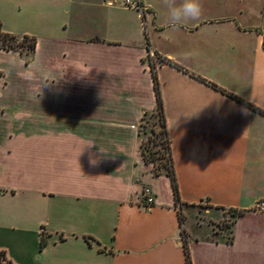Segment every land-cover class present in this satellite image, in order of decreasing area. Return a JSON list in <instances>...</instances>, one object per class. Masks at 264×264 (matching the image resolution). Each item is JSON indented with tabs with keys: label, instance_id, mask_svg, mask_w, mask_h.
Instances as JSON below:
<instances>
[{
	"label": "crops",
	"instance_id": "crops-1",
	"mask_svg": "<svg viewBox=\"0 0 264 264\" xmlns=\"http://www.w3.org/2000/svg\"><path fill=\"white\" fill-rule=\"evenodd\" d=\"M120 2L0 0L1 30L36 39L29 55L0 49V252L186 264L182 227L191 264H264L251 211L264 199V0H200V18L176 27L162 0L143 1L144 22ZM149 52L178 201L140 151L156 111Z\"/></svg>",
	"mask_w": 264,
	"mask_h": 264
},
{
	"label": "trees",
	"instance_id": "trees-1",
	"mask_svg": "<svg viewBox=\"0 0 264 264\" xmlns=\"http://www.w3.org/2000/svg\"><path fill=\"white\" fill-rule=\"evenodd\" d=\"M35 46H36V41L34 38H30L28 36H23L21 38L20 37L18 38L17 36H13V35H9L7 33H4L1 30V23H0V49H3V51L4 50H17L20 52L21 55H29L35 50ZM157 59L159 60V62H162V60H160L159 58H157ZM148 64L150 65L151 76H152L151 80H153V86H154L155 98H156V111L153 115H150V118H151V120L152 119L155 120L156 117L160 119V126H161L160 135H161V140H162L161 149L163 150V154H167V157L165 159L166 162L160 163V164L155 166L153 163L154 161H152V158L151 159L147 158L148 156L144 152V148H143L144 139L142 140L141 145H140L141 156H142V159H143L145 165H148L151 167V172L154 176H159L161 174H164L167 177H169L170 182H171L174 200L178 201V199H179L178 188H177V184H176V180H175L173 163H172V159H171L170 139L168 137L165 121L163 118V112L164 111H163V107H162L161 95L159 92V83H158L159 79H157V76H156V64L152 60ZM147 116L148 115H146L145 117H147ZM153 120H152V124L154 125L155 121H153ZM149 132L151 134L154 132V130L149 129ZM143 133H144V135L146 134V129H144ZM150 154L153 155L154 152H150ZM240 215H241L240 213L234 214V216H240ZM179 221H180L179 222L180 225H182L183 219H182L181 215L179 216ZM181 236L183 238V248H184V252H185V256H186V264H191L190 259H189V254H188L189 252H188L187 242H186V238H185L186 233H185L184 229H182V227H181ZM87 239H89V238H87ZM40 242L41 243H39V249L42 250L43 247L46 245V236L44 233H41ZM1 259L4 262L2 263L0 261V264H11V262L5 260V256H4L3 252H0V260Z\"/></svg>",
	"mask_w": 264,
	"mask_h": 264
},
{
	"label": "rangeland",
	"instance_id": "rangeland-1",
	"mask_svg": "<svg viewBox=\"0 0 264 264\" xmlns=\"http://www.w3.org/2000/svg\"><path fill=\"white\" fill-rule=\"evenodd\" d=\"M120 4L124 10L129 11V12H124V15L130 17V15H133V13H134L135 15L138 16V14L135 11H132V10L130 11L129 9H126L122 5V0H121ZM92 9L93 8H91V10ZM35 41H36V39H35ZM153 62H155L156 66H157V64L159 63V60L157 58H154ZM28 89H29V93H31V94L35 93V90L37 89L36 83L34 82L33 85L29 84ZM145 120L147 122H149L150 116L145 117ZM152 120L150 121L151 123L146 124L147 125V128H146V134L147 135L145 134L143 148H144L145 154L148 156L147 158H149V159L152 158V161H154L153 163L156 166L160 163L166 162L165 159L167 157V154H163V150L161 149L162 140H161V135H160V132H161L160 119L156 117L155 120H153V121H155L154 125L152 124ZM149 129L150 130L153 129L154 132L150 134ZM150 152H154V154L152 155V154H150ZM229 213H232V212H229ZM227 219H229V217H227ZM227 219L222 220L221 224H218V227H221V226L224 227V226L228 225V221L230 219L229 220H227ZM215 231H217V230L215 229Z\"/></svg>",
	"mask_w": 264,
	"mask_h": 264
},
{
	"label": "clouds",
	"instance_id": "clouds-1",
	"mask_svg": "<svg viewBox=\"0 0 264 264\" xmlns=\"http://www.w3.org/2000/svg\"><path fill=\"white\" fill-rule=\"evenodd\" d=\"M162 4L167 9V19L173 27L198 20L203 11L200 0H162ZM88 162L93 167L99 163L91 154Z\"/></svg>",
	"mask_w": 264,
	"mask_h": 264
},
{
	"label": "built area",
	"instance_id": "built-area-1",
	"mask_svg": "<svg viewBox=\"0 0 264 264\" xmlns=\"http://www.w3.org/2000/svg\"><path fill=\"white\" fill-rule=\"evenodd\" d=\"M144 0H122V5L129 10L135 11L139 17V19L144 22L146 19V15L148 14V8L146 4L143 2ZM157 56L153 52L148 53V60H154ZM142 200L143 205L146 209L151 208L154 203V198L151 194V191L147 188L142 191ZM251 211L255 214H263L264 215V199L258 200L253 205Z\"/></svg>",
	"mask_w": 264,
	"mask_h": 264
}]
</instances>
